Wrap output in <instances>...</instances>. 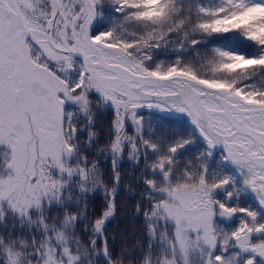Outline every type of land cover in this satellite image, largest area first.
<instances>
[{
    "label": "snow or ice",
    "instance_id": "snow-or-ice-1",
    "mask_svg": "<svg viewBox=\"0 0 264 264\" xmlns=\"http://www.w3.org/2000/svg\"><path fill=\"white\" fill-rule=\"evenodd\" d=\"M101 260L264 264V0H0V264Z\"/></svg>",
    "mask_w": 264,
    "mask_h": 264
},
{
    "label": "trees",
    "instance_id": "trees-1",
    "mask_svg": "<svg viewBox=\"0 0 264 264\" xmlns=\"http://www.w3.org/2000/svg\"><path fill=\"white\" fill-rule=\"evenodd\" d=\"M99 124L98 130H101V145L104 144L108 135L109 124L111 121V113L101 115L98 117ZM101 167L105 169V180L107 181L110 173V168L107 163L102 164ZM129 165L125 162L122 172V185L120 188L119 196L117 197V212L114 219H112L107 225V233L110 237L115 238V242L110 239L109 245L115 251H119L123 246L122 239L129 243H134L135 240L142 239L143 237V219L134 214V205L138 202V197H135L127 192V185L132 183L134 188H138V185L131 181V172H128ZM104 204L103 197L100 193L94 194L89 201V209H95L93 215H98L100 209ZM101 264L103 261L101 260Z\"/></svg>",
    "mask_w": 264,
    "mask_h": 264
},
{
    "label": "rangeland",
    "instance_id": "rangeland-1",
    "mask_svg": "<svg viewBox=\"0 0 264 264\" xmlns=\"http://www.w3.org/2000/svg\"><path fill=\"white\" fill-rule=\"evenodd\" d=\"M244 199H248V198H244Z\"/></svg>",
    "mask_w": 264,
    "mask_h": 264
}]
</instances>
